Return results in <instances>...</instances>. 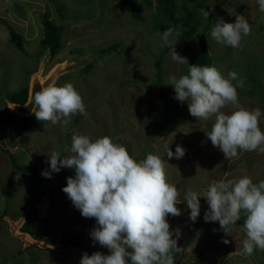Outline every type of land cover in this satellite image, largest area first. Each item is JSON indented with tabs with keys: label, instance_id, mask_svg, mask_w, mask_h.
Masks as SVG:
<instances>
[{
	"label": "rangeland",
	"instance_id": "374dc122",
	"mask_svg": "<svg viewBox=\"0 0 264 264\" xmlns=\"http://www.w3.org/2000/svg\"><path fill=\"white\" fill-rule=\"evenodd\" d=\"M137 1L142 5L143 0ZM195 1H189L188 7H195ZM57 2L53 5L45 0H0V19L8 20L9 25L27 39L25 52H21L10 45L7 26L0 23V215L7 211L13 219L21 217L19 214L24 211L22 206L26 201L33 198L39 202L52 185L56 190L49 200V214L40 219L36 211L32 212L27 218V227L39 239L47 241L61 238L67 232L72 235L83 231L91 233L97 227L95 218L83 217L63 191L67 179L75 177V169L61 168L58 173L53 172L51 178H46L42 172L49 169L47 161L52 152H63L62 157L72 155L74 134L89 135L95 140L113 132L117 138L115 142L125 145L138 160L155 154L169 163L168 179L180 192L178 203H181L177 206L182 214L178 217L169 215L168 221L170 230L180 229L179 240L184 243L182 252H202L198 264H207L212 256L218 259L216 264H264L262 250L255 249L249 257L240 254L246 234L237 226L229 236L221 230L219 222H205L204 215L209 207L206 198H200L201 211L197 221L190 219L191 210L183 201L187 190L203 194L213 182H226L243 176H249L258 183L264 180V153L239 151L238 158L227 160L206 136L215 118L199 120L190 114L188 101L181 103L174 98V86L168 84L169 77L186 75L184 71L188 70V65L172 61L170 50L162 66H156L155 59L160 49L165 47H161L160 32L152 36L148 33L152 14H156L155 3L152 8L143 9L144 22H134L126 13L125 0ZM214 6L219 8L212 15L214 23L207 33L212 39L208 52L218 53L219 58L214 63L218 64L217 69L225 77L228 72L236 71L243 78L244 87L237 89L239 107L260 108L264 113V13L259 11L256 0H208L204 8L208 11ZM59 9L61 13H58ZM46 13L64 29L63 50L57 55L56 62H65L73 56L84 58L91 55L84 67L93 65L91 73L69 71L59 76L55 83V86L72 83L85 104L86 113L74 115L67 127L62 123L54 125L40 121L34 114L20 117L7 110V97L28 87L30 74L41 70L38 56L43 50L39 42L44 36ZM236 15L244 16L252 31L243 38L240 47H231L232 55L223 59L224 52H228L227 46L216 42L211 31L219 19L234 23ZM206 23L203 18L198 37L206 30ZM177 33L178 29L173 34L176 51L186 57ZM116 43L128 44V47L102 58L103 50ZM254 57L261 61L258 66L253 63ZM55 60L51 59L42 66L44 75L55 65ZM158 74L163 80V89L169 94L171 106L177 111L182 110L177 119L166 118L165 100L156 83ZM248 74L262 82L260 90L254 89ZM255 90L256 95H249ZM236 107L228 105L221 111L231 114ZM185 120L187 123L183 122ZM260 128L264 131V116ZM177 146L185 149V155L180 159L175 156L168 159L167 148L175 153ZM11 155L18 160L15 165L21 168L37 167L36 176L15 168ZM20 157L23 158L19 161ZM225 239L230 242L223 243ZM22 248V243L9 235L8 224L0 220V264H80L84 252L89 255L97 251L110 254L106 247L90 238H86L79 247H62L54 253L29 247L20 254Z\"/></svg>",
	"mask_w": 264,
	"mask_h": 264
},
{
	"label": "clouds",
	"instance_id": "9594fccd",
	"mask_svg": "<svg viewBox=\"0 0 264 264\" xmlns=\"http://www.w3.org/2000/svg\"><path fill=\"white\" fill-rule=\"evenodd\" d=\"M256 3L259 11L264 13V0H256ZM200 12L205 20L209 19V11L201 8ZM101 23L104 21L101 20ZM174 31L169 27L160 34L161 47H170L172 61L188 65V74L179 78L175 75L169 77L168 84L174 86V98L181 103L188 101L190 114L199 120L215 118L206 136L227 160L238 158L239 151L264 153V131L260 128L264 113L260 108L250 110L239 107L237 89L244 87L243 78L236 71L228 72L225 77L217 69L218 65H190L188 58L176 51ZM251 31L249 21L242 15H236L234 23L219 19L211 31V37L218 43L237 48ZM44 39L45 29L39 42L43 50L38 56L39 62L49 49H45ZM23 41H27L25 36ZM112 53L115 52L103 51L102 58ZM57 55L53 56L52 51L49 61L55 60ZM33 102L35 106L32 112L36 118L54 125L62 123L67 127L74 115L86 113L83 98L72 83L42 86L40 91L32 93L28 104ZM228 105L237 106L231 114L221 111ZM71 153L61 158L63 152H52L47 161L50 167L42 175L51 178L52 173H58L61 168L75 169V177L67 179L63 191L83 217L95 218L97 227L88 232L92 239L89 238L106 247L110 253L105 255L97 251L89 255L84 252L80 264H175V255L182 251L177 244L181 232L179 228L170 230L168 217H178L182 213L177 206L181 203H178L180 192L168 179L169 163L155 154L138 160L125 145L115 142L110 136L93 140L89 135L74 134ZM166 153L168 159L173 156L180 159L185 155V149L177 146L173 153L168 147ZM49 187L56 188H52V185ZM201 197L206 198L209 206L204 215L205 222H219L226 235L232 236L237 221L243 215L241 231L246 238L240 251L242 256H252L255 249L264 251V180L254 183L251 177L243 176L226 182H213L203 194L187 190L183 201L191 210L192 222H196L200 216ZM35 211L37 214V209ZM229 242L223 240L225 244Z\"/></svg>",
	"mask_w": 264,
	"mask_h": 264
},
{
	"label": "trees",
	"instance_id": "16d2710c",
	"mask_svg": "<svg viewBox=\"0 0 264 264\" xmlns=\"http://www.w3.org/2000/svg\"><path fill=\"white\" fill-rule=\"evenodd\" d=\"M58 0H45L46 3L48 4H53L56 5L58 2ZM189 1H194V0H143L142 5H140V2L138 3L137 0H125L124 4H125V8H126V13L129 14L130 18L134 21V22H144L145 17L143 14V9H145L146 7H148V9L153 7V4L155 3V10H156V14H152V18L150 23L152 22V25L149 29V35L152 36L153 34L160 32L162 33L164 30H166L167 28L171 27L174 28L175 30L178 29V33H177V39L179 40L180 43H183V49H182V53L183 50L186 51L187 53V58H188V62L190 65H200V66H213V65H218L217 63H214L218 58V53L214 54V53H210L208 54V47L212 42V39L209 38V34H207L209 32V29L213 26L214 21L212 20V15L214 13L215 10H217L219 7L218 6H214L211 9H209V19H207V23H206V30H204L203 32H201V34L199 35V37L197 36V32H198V28L201 26L202 21H203V15L200 12L201 8H204L206 6V4H208V0H204V1H200L197 0L195 1V7L193 8H189L188 7V2ZM144 4V5H143ZM61 9V6H60ZM60 9L58 11V13L60 12ZM8 20H4V19H0V23L4 24L7 26V29L9 31V38L8 41L10 43V45H13L14 47H16L18 50H20L21 52H25V48H24V41H23V37L21 34H19L14 27H12L11 25H9L10 23H8ZM43 26L45 29V39L43 40V45L45 47V49L47 48H52L53 51V56L57 55L62 47H63V28H61L60 26L56 25L50 18V15L47 13L45 14V18L43 20ZM123 47V49L128 47L124 45L122 43H116L112 46H109L108 48H106L105 50H103L104 52H118L121 48ZM170 47H165L164 50H160V53L157 56V59H155V64L158 68H160L162 66V64L165 61V54L167 53V51H169ZM228 52H224L223 54V59L224 58H228L229 55H232V49L230 46H227ZM258 62L259 61L257 58L254 57L253 59V63L255 65H259ZM93 66V65H92ZM92 66L89 65L87 66L84 71L86 72H90L92 71ZM249 67V64H248ZM250 69V68H249ZM185 74H188V70L184 71ZM31 75V74H30ZM249 75V74H248ZM240 77V76H239ZM30 78V77H29ZM242 78V77H240ZM249 80L252 82L254 89L260 90L262 87V82L259 80H256L254 77H252L251 75H249ZM156 83L158 84V86L161 88V97L165 100V107H166V114H167V119L171 120L172 118H179L182 114V110H178L173 108L169 102V94L167 92V90L163 89L162 87V83L163 81L160 79V74L157 75V80ZM28 92H29V88L25 87L20 89L19 91L13 93L10 95V97H7L10 102L13 103H18V104H22L25 103L27 101L28 98ZM249 95H256V90L255 91H251L249 93ZM262 99V98H261ZM12 116V115H10ZM187 119V118H186ZM188 120L183 121L184 123H187ZM107 136H110L112 138H114V141L117 139L115 137V135L113 134V132L108 133ZM150 148L152 149V147L150 146ZM23 155V154H22ZM12 158L13 161V166L19 170L24 169V173L26 174H32L34 176H36V167L32 166V167H24L21 168L19 165H15L16 163H18L17 158H13L12 155L10 156ZM23 157H20L19 161L22 159ZM61 158H63L61 156ZM25 159V158H24ZM144 158H141L139 160H142ZM11 161V162H12ZM36 202V199H29L26 201V203L22 206L23 210L19 215H23L25 212V207L30 204ZM36 210V208L34 206H31V209L29 211V217L30 214ZM8 214L7 211H5L4 213H2L0 215V220H2V217L4 215ZM28 217V219H29ZM244 223V217L243 215L241 216V219L239 221H237L236 226L238 227L239 230H241L242 226ZM23 231L28 232L32 237L34 238H38L35 234V232H33L29 226L27 227V222L25 223V225L23 226ZM10 235V233H9ZM91 238L90 233L88 232H80L78 234L75 235H71L70 233H65L62 237L63 241L65 242V244L63 245L64 248H68V247H79L82 245V242L86 239V238ZM39 239V238H38ZM92 239V238H91ZM98 243V242H97ZM178 247L182 248L183 246V242L178 240L177 241ZM186 246H188V244H185ZM36 248V247H35ZM23 249V248H22ZM20 250L19 253H25L26 250L29 249H23ZM61 248H57L55 250H50V249H46L45 251H50L51 253L57 252L58 250H60ZM43 251V250H41ZM203 253L200 251H197L195 253H191L190 251H184V252H180L178 254L175 255L174 259H175V264H186V262H188L189 264H198L197 262L202 259ZM218 261V259L215 256H212L210 258V261H207V264H216Z\"/></svg>",
	"mask_w": 264,
	"mask_h": 264
},
{
	"label": "water",
	"instance_id": "95a60500",
	"mask_svg": "<svg viewBox=\"0 0 264 264\" xmlns=\"http://www.w3.org/2000/svg\"><path fill=\"white\" fill-rule=\"evenodd\" d=\"M51 54L52 50L49 48L48 52L40 60L41 70L31 76L27 101L24 104H18L7 100L8 109L12 114H16L20 117L32 116V109L35 105L34 102L32 104H28L32 93L35 91H40L42 89V86H47L50 83L55 85L56 81L58 80V77L66 74L69 71H75L84 68V64L88 62L89 58L91 57V55L84 58L73 56L65 62L63 61L61 63L55 64L53 68L47 74L44 75V73L42 72V66H45V64L50 60ZM49 200L50 194L48 193L43 196L39 202H33L29 204L24 214L18 219H13L10 216L3 217V220L8 223L9 233L11 237L22 242L23 249H26L28 247H37L42 250H55L57 248L63 247L64 242L61 238L53 241L36 239L32 237L29 233L22 230L24 224L27 221L31 206H34L37 209L38 218L43 219L48 215L49 212Z\"/></svg>",
	"mask_w": 264,
	"mask_h": 264
},
{
	"label": "flooded vegetation",
	"instance_id": "af4514ba",
	"mask_svg": "<svg viewBox=\"0 0 264 264\" xmlns=\"http://www.w3.org/2000/svg\"><path fill=\"white\" fill-rule=\"evenodd\" d=\"M30 77H31V76H30ZM29 79H30V78H29ZM28 87H29V85H28ZM22 104H24V103H22ZM52 188H54V187H52ZM54 190H56V188H54L53 191H52V189H51L50 187L47 188V191H48V192H49V191L54 192Z\"/></svg>",
	"mask_w": 264,
	"mask_h": 264
},
{
	"label": "bare ground",
	"instance_id": "6f19581e",
	"mask_svg": "<svg viewBox=\"0 0 264 264\" xmlns=\"http://www.w3.org/2000/svg\"><path fill=\"white\" fill-rule=\"evenodd\" d=\"M36 169H37V167H36ZM46 194H48V191L46 192ZM46 194H45V195H46ZM49 194L52 195L53 193H49ZM26 222H27V221H26ZM45 250H46V249H45Z\"/></svg>",
	"mask_w": 264,
	"mask_h": 264
}]
</instances>
